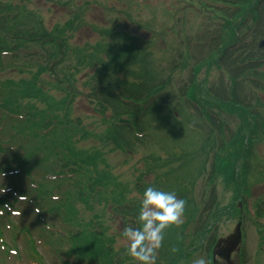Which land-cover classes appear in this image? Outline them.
<instances>
[{"label": "rangeland", "instance_id": "rangeland-1", "mask_svg": "<svg viewBox=\"0 0 264 264\" xmlns=\"http://www.w3.org/2000/svg\"><path fill=\"white\" fill-rule=\"evenodd\" d=\"M193 1L195 11L183 9ZM204 1L211 0H0V11L15 12L19 10L18 12L22 13L21 16L19 14L14 17L11 15L12 13L5 12L3 20L0 19V27L6 28L5 31L17 34L36 33L35 30H38L36 27L39 25L47 31L58 32L63 29V31L72 34L70 43L74 42L76 49L80 50L79 47L86 49L84 46H93L98 43L96 50L100 57L107 56L106 53L100 52L102 47L99 44L104 40L112 42L113 46L135 47L134 45H137L143 49L140 53H142L141 57H145L144 60L138 61L133 55L129 58L122 56L118 60L116 58L119 66L124 65L125 67L121 73L116 74L117 76L129 83L137 80L143 86L153 87V93L169 88L177 97H181L180 94L184 90L189 92L195 88L194 92L202 102L214 105V102L217 104V95H225L227 79L224 76L220 78L215 69L201 65L206 64L209 52L211 56L217 57L225 43H230L240 36H242L243 45H236V49H238L236 51L239 52H236L237 57L249 55L250 50L253 52L254 47H258L261 43H263L262 49H264V10L261 11L259 21L244 22L250 26L249 30L245 31L238 27L236 33L229 35L230 32H225L220 46L212 47L203 43L206 40L209 41L215 34L214 32L219 31L224 19L220 20V24V21L216 22L211 16L220 15L229 21L230 13L234 12V7H231L229 3L236 2L235 0H216L218 2L211 3L213 11L205 13L204 10H210L211 6ZM228 1L230 2L228 3ZM209 14L207 21L206 18ZM197 22H206V24L202 23L203 27H201ZM70 23H73L71 32L68 31ZM110 28L113 30L109 31ZM117 30L124 31V34L126 32L131 36V39H125L124 34L121 35ZM205 34L206 36H203ZM197 40L202 43H197ZM239 48H243V51L241 49L239 51ZM96 50H87V55L82 59H76L77 61L68 58L66 67H64L65 73L69 75V72L80 69L81 71L76 76L80 84H86L90 77H93L94 69L93 67H83L81 60L99 56L93 53ZM91 59H94L90 62L93 65H99L98 62H101H96L97 58ZM57 66L59 68L61 65ZM128 70L132 73L131 75H128ZM99 74H94V76ZM206 74H210L208 78H204ZM11 75L12 78H18L20 73L12 72ZM43 75L49 77L50 81L54 80L47 73ZM94 79L98 80L99 78ZM201 83L204 84L201 85ZM39 86L44 90L43 83H40ZM57 86L60 92L53 86L52 88L47 87L45 94L58 101L62 98V104H52L45 98L35 96L20 100L22 106L28 105L34 110L46 111L48 113L46 120H51L53 116L59 117L60 120L63 118L64 121L72 119L80 122L73 131L67 133L54 131L47 138V141L56 145L57 152L51 150L46 152L48 148L43 146L41 139L36 140V151L30 150L33 154L32 163L42 169L36 168L33 171L36 176H42L47 172H58L54 169L59 170L66 162L72 161L70 159L74 155L76 156L73 160L91 161L96 172L101 175L110 173L114 177V183L111 185L116 194L114 196L117 201L120 199L132 206L133 219L135 220H137L139 212V201L147 187L154 186L165 191L175 192L177 198L187 202L184 223L179 227L173 226L165 232L163 244L158 250L156 264H174L176 260L178 264H192V261L200 256L205 257L209 264H212V253L210 254L212 238L210 236L214 233L211 232L212 225L209 224L212 221L211 216L215 219L213 229L217 230L216 233L224 236L233 231L235 224L240 220L239 215H242L243 211L242 243L239 251L233 253L231 260L234 264H264V206L257 209L254 206L255 200L264 193L263 129L249 147L250 150L247 151L249 156L247 165L241 171L239 167L236 170L246 182L241 183L231 177L233 175L231 171L234 169L232 161L236 159L240 151L237 150L230 156L227 155L229 147L223 146L222 135L217 130L221 121L223 125L229 127L224 138V141L228 143L235 136L236 126L240 122L238 117L229 116L226 112L209 111V118L214 119V121L209 119V122H213V126H215V131H212L211 125L201 117L193 119L194 122H197L198 127L183 120L187 113L198 116L199 106L195 109L190 101H186L187 103L182 101L178 107H176L177 103L174 104L177 109L173 108L172 113L174 110H178L179 114L175 117L177 119L169 117L171 114L164 118L160 114L162 112L155 108H151L148 115V111L143 112L144 114L139 112L140 117H137L139 116L138 112L136 113L133 108H126L118 104L111 95L108 108L100 113L95 111L94 106L89 104L84 97L77 98L75 102L71 103L68 91L58 82ZM249 87L252 89L249 90ZM199 88L200 91H198ZM247 88L248 91L245 92L250 94L249 104L252 106L249 111L258 115L257 104L264 103V88L253 89L251 85H248ZM66 97L68 99H65ZM227 99L229 98L227 97ZM67 102L71 104H66ZM231 103L238 105L235 102ZM185 107L188 108L187 112ZM96 109L98 110V108ZM128 117L131 119H127ZM114 119H127L136 122L135 129L145 132L144 136L137 138L134 133H127L124 130L121 133L124 144L117 147L118 145L102 138L101 130L96 126V124L105 123V121L111 122ZM260 120L264 126V116ZM160 122L167 124L162 127ZM249 122L250 120H248ZM233 141L234 139L230 145ZM242 154L244 153L242 152ZM221 157L228 159L230 171H228L226 162L221 165L218 163L217 159ZM19 163L21 164L20 161ZM68 165L70 164L65 165L62 169ZM75 180L79 182L80 187L74 191V186H70L71 181L58 182V187L54 186L55 193L60 196L64 193L66 197L62 202L66 203L69 216L63 213L64 219H75L80 226L82 225L79 222L90 221L89 229L97 227L92 220L96 213H99V217L102 219H106L101 210H104V213H109L113 207L111 208V205L109 203L107 205L105 202L101 209L96 207L98 200L102 198L98 193V187L89 193L86 190H81L84 185L91 188L88 174L82 175L80 172V178ZM72 192L74 195H71ZM35 193L31 192L32 195H36ZM242 193L247 196L240 204L239 197ZM68 199L73 206L68 204ZM31 206L34 209L44 210L48 207V202L35 199ZM203 207L207 208L205 214L200 213ZM113 209L116 211L115 208ZM25 210L29 214L26 217L19 214L15 223L18 226L35 225L36 221L31 216L33 214L29 205ZM201 217L204 220L197 222ZM121 221L123 222V219ZM218 222L220 223L217 227ZM115 223L120 224L121 222L117 220ZM115 223H107L106 233L109 237H106V241L111 242L110 249L121 251L119 255L122 256L125 249H121L126 248V242L121 236L123 228L118 227ZM129 226L132 225L129 224ZM137 226H139L137 222H133V227ZM37 229H32V234L37 243L36 248L44 255L43 263L65 264L57 263L53 258H50L49 247L42 246L43 238L46 235L41 233L40 228ZM60 230L62 229L56 231L60 233ZM9 234L8 231L4 232V235L9 236ZM3 239L5 240L4 237ZM82 239L84 241L79 242V249L82 252L80 255L87 258L88 262H92L89 256H95L92 251L94 248H101L102 239L91 238L90 234L84 235ZM203 239L205 242H201ZM207 240L209 242L206 243ZM6 242L9 243V241ZM20 244L23 245L22 242ZM173 247L177 249L176 252L171 251ZM187 248L191 249L190 257L184 253ZM110 249H107L104 256L109 264H111L110 251H108ZM68 259L69 264H92L84 263L85 261H80L74 255ZM119 261L121 260L113 258V264H119ZM123 264H131V262L123 261ZM220 264H225V262L220 261Z\"/></svg>", "mask_w": 264, "mask_h": 264}, {"label": "trees", "instance_id": "trees-1", "mask_svg": "<svg viewBox=\"0 0 264 264\" xmlns=\"http://www.w3.org/2000/svg\"><path fill=\"white\" fill-rule=\"evenodd\" d=\"M230 1H228V3ZM210 2L216 3L218 1H206V3L211 6L212 4ZM235 2L236 3L234 4L229 3L231 7L236 6V8H233L234 12L230 13L229 21L220 15L215 14L214 16H211V18L216 22L222 19H224V21L222 24L220 21L221 26L219 31L214 32L215 35L211 37L209 41L206 40L203 44H208L212 47H219L220 42L223 40V33L230 32L228 33L229 35L236 33L238 31V27L247 31L250 29V26L248 23L244 22L248 20L257 22L260 20L261 11L264 10V0H235ZM202 3L204 4V2ZM194 6L195 4L193 1V3H189V5L183 9L195 11L193 8ZM25 11L27 10L25 9ZM204 11L211 12L213 10L205 9ZM19 14L21 16L22 13L17 12L14 17L18 16ZM209 16L210 14L208 15V19ZM72 24L73 23H70L69 25L70 30L68 31L70 32L73 28ZM198 25L203 27L201 23H198ZM36 28L38 29L35 30L36 33L17 34L14 32H9L8 30H6V32V28L4 29L0 27V172H3L4 174L13 172L12 175L8 177V179L11 180L10 184L16 185L18 179L12 180V176L18 173L17 170H19V168L23 173V175H19L20 179L22 177L29 178L30 171L37 168V166H34V163H32L31 159L33 156L31 151H36L35 145L37 139H41L43 146L45 145L48 148L46 152L49 150L57 152L56 145L47 141V138L54 131L58 133H67L68 131H73V129L80 123L72 119H67L64 121V119L61 118L60 120L59 117L53 116L51 117V120H46L48 116L46 111L34 110L31 106L21 105V99L31 96L45 98L47 102L52 104H62V98L60 101H58L45 94V89L47 87L52 88L53 86L57 88L58 92H60L57 82L68 91L69 101L71 103L75 102V99L80 97L86 98L87 102L91 100V104L93 103L92 100H94L96 101V107H94V109L100 113H103L104 109L108 108L111 95L115 98V101L118 104L126 108H133L136 113L140 112L141 114H144L148 111V115L149 110L151 108H155L162 112L160 113L162 117L166 118L170 114L171 116L169 117H173V103L178 99H182V96L177 97L173 93L164 91L166 89H162L153 93V87L143 86L139 84L137 80H135V82L131 81L129 83L128 81L116 75L118 72L121 73L125 69L124 65L119 66L116 58L118 60L122 56L129 58V56L133 55L136 60L142 61L145 57H141V47H138L137 45H134L135 47L113 46L110 43L107 45L102 42L99 44L102 47L100 52L106 53V57H103V55L100 57L99 52L96 50L98 43L93 46H84L86 49L80 48V50L77 52V60L82 59L85 55H87V50L95 49L96 51H93V53L99 56H92L91 58H97L96 62L101 61L98 62L99 65H93L90 62L94 59L88 58L81 60L83 67H93L94 74L100 73L98 76H94L93 74V77H90L88 82L82 85L79 83V80L76 76L81 70L78 69L77 71L69 72L68 75L65 73L66 70L64 68L66 67V63L61 62L62 57L59 58V55L56 54L57 52L59 54H63V56L69 55L68 58L73 57V48L70 46L69 48L67 47V41L72 38V34L70 35V38H68V36L65 35V31H63V29L58 32H53L44 30L40 25ZM112 30L113 28L109 29V31ZM117 31L120 32L121 35L124 34V31ZM203 36H206V34ZM124 37L125 39H131V36L126 34V32ZM242 42V36H240L230 43H225L217 57L211 56V53L209 52L206 64L201 65L215 69V71L219 73L220 77L224 76L225 79H227V82L225 83V86L227 87L224 86L225 95H217V104L214 102V105H207L204 103L205 101L202 102L201 99L195 94V88L193 90H189V92L188 90H184V92L181 94H183V96L187 95L191 100H194L197 103V105L200 107L199 109L203 118L209 117V111H217V113L226 112L229 116L234 115L238 117L240 122L237 124L236 130L234 132L235 138L233 137L230 139L231 141L234 139L232 145H230L231 141H229L228 143L223 142V146L225 145L229 147V151L226 152V154L229 156L234 151H240L237 154L236 159L232 161L234 169L232 170L233 175L231 177L239 180V182L241 181L244 183V178L240 177V173H236L235 167L237 166V162L240 159H243L247 156L246 153L250 150L249 147L255 141V139L258 138L261 130L263 129L264 131V126L260 120L262 119V116H264V104H257V107H259L258 115L254 112H250L249 110L252 107L249 104L250 94L246 93L245 91H248V85L253 86V89L264 88V54H261L264 52V49H259L257 46H255L254 51L252 52L250 50L249 55L243 57H239L241 56L239 55L237 57L236 55L239 52L236 51L238 50L236 49V45L242 46ZM197 43L200 44L202 41L197 40ZM240 49L243 51V48H239V51ZM3 53H7V55L3 56ZM58 64L61 65L59 68L57 66ZM197 71L199 70L197 69ZM12 72H18L20 73V76L18 78H12ZM127 72L129 73L128 75L132 74L129 72V70ZM45 73H47L48 76H51V78H54V80L50 81V79H48L49 77L47 78L43 75ZM209 75L210 74H206L204 78H208ZM67 78H69V81H67ZM94 78L99 79L97 80ZM134 78L137 79L136 77ZM26 83L28 84L27 86ZM40 83L44 84V90H42L39 86ZM202 84L204 83H201V85ZM250 89H252V87H249V90ZM198 91H200V88ZM227 97L229 99H227ZM65 99L68 98L66 97ZM70 102H67L66 104H71ZM231 102L238 103V105H234ZM98 104H100V106H98ZM96 108H98V110ZM140 113L137 117H140ZM132 115L134 116V113ZM127 119L131 118L128 117ZM127 119H114L111 122L104 120L105 123L102 122L101 124H96V126H98L99 130H101L102 138H105L114 145H118L117 147H121V145L124 144L122 142V131L126 130L127 133L131 134H133L136 130L138 131V129H135L136 122H132ZM248 120H250V124L248 123ZM223 146L221 145V147ZM242 152L244 154H242ZM75 156L76 155L70 159L72 161L66 162L65 165H70L64 169L62 168L65 165L60 167L59 170L54 169L58 172L43 173V177L49 174L53 176H64H60V178L54 180H46L45 183L41 181L38 183L37 188L35 189L28 185H26L25 188H31V191L36 192V195L38 196L41 194V190L46 185L47 189L43 195L44 197L49 198L50 195L55 193L54 186L58 187V182L71 181V184L74 186V191L80 187L79 182H77L75 179H79L80 172H82V175H89L91 188L83 184L84 187H82L81 190H86L89 193L98 187V193L100 197H102L99 199L98 207L101 209L103 202L108 205L107 201H111L110 197L115 195V191L111 187V185L114 183V177L110 173H105L104 175L99 174L95 171L91 161L84 159L73 160ZM221 159L223 158H219L217 160L221 161ZM226 166L228 167V171H230L231 168L229 166L228 159H226ZM68 174H72V176L65 177ZM31 181L33 182L34 179ZM29 193L30 191L21 189V191L18 193V196H24ZM62 194L64 195V193ZM71 195H74V193L72 192ZM118 202L124 203V201L120 199L117 201V198H115L114 204H117ZM4 203H7V199L6 197L2 196L0 197V206L2 207ZM60 207L61 204L58 205L57 210H59ZM120 208L121 205H117V209ZM44 210L48 213H52L51 207ZM101 212L105 214L104 210H101ZM37 216H40V213ZM98 216L99 213H96L95 217L93 218L95 222H97L96 220L99 219H95ZM89 222L90 221H87L83 224V230L88 231L90 228ZM0 223L3 225V222ZM3 227H0V239H2V237H6V235H4L6 230L3 229ZM103 228H105V226H103ZM15 229L16 227L13 226V228L11 227L10 230H7L11 234H9L8 240L11 239L13 244L12 247H8L9 245H7V243H3V240L1 241V243H3L1 245L7 247L6 253H8L10 248H13V250H18L16 235L21 233L24 236L22 241L25 243L23 244L26 245L24 247V251L27 253L35 252L34 254L36 255L37 252L33 249L34 240L27 239L32 235L31 228L29 226L23 225L22 227L16 229L18 232H14ZM40 229L41 233H43L42 228ZM4 254L5 251L0 250V257H2ZM23 256L24 255H17L15 259L20 260Z\"/></svg>", "mask_w": 264, "mask_h": 264}, {"label": "clouds", "instance_id": "clouds-1", "mask_svg": "<svg viewBox=\"0 0 264 264\" xmlns=\"http://www.w3.org/2000/svg\"><path fill=\"white\" fill-rule=\"evenodd\" d=\"M4 173L0 172V193L7 191L3 186ZM20 200H27V196H20ZM187 202L177 198L173 191H165L149 186L139 201L137 216L138 227L126 226L121 236L126 242L125 254L136 264H156L158 250L161 248L165 232L173 226L179 227L184 223V214ZM39 212V208H36ZM172 252L177 249L173 247ZM192 264H209V261L200 256Z\"/></svg>", "mask_w": 264, "mask_h": 264}, {"label": "water", "instance_id": "water-1", "mask_svg": "<svg viewBox=\"0 0 264 264\" xmlns=\"http://www.w3.org/2000/svg\"><path fill=\"white\" fill-rule=\"evenodd\" d=\"M241 238V233H240V224H238L234 230V234L230 235L228 239L232 240L230 243V247L235 246L239 243Z\"/></svg>", "mask_w": 264, "mask_h": 264}]
</instances>
